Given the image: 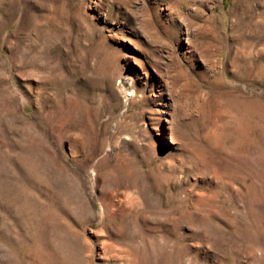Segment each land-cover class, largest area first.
<instances>
[{
    "label": "rangeland",
    "instance_id": "374dc122",
    "mask_svg": "<svg viewBox=\"0 0 264 264\" xmlns=\"http://www.w3.org/2000/svg\"><path fill=\"white\" fill-rule=\"evenodd\" d=\"M0 264H264V0H0Z\"/></svg>",
    "mask_w": 264,
    "mask_h": 264
}]
</instances>
